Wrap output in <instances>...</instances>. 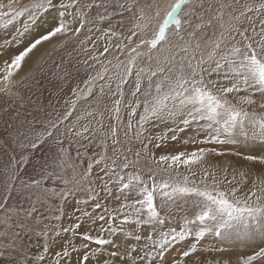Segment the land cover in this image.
<instances>
[{
  "label": "snow or ice",
  "instance_id": "6c2138e0",
  "mask_svg": "<svg viewBox=\"0 0 264 264\" xmlns=\"http://www.w3.org/2000/svg\"><path fill=\"white\" fill-rule=\"evenodd\" d=\"M34 69L0 264H264V0H0V96Z\"/></svg>",
  "mask_w": 264,
  "mask_h": 264
},
{
  "label": "rangeland",
  "instance_id": "374dc122",
  "mask_svg": "<svg viewBox=\"0 0 264 264\" xmlns=\"http://www.w3.org/2000/svg\"><path fill=\"white\" fill-rule=\"evenodd\" d=\"M51 45H45L39 52L36 53V56L33 57V60L37 56H40L44 49L51 50ZM72 45H69L68 49H64L60 52H55L53 58L59 60L61 56H64L67 51L71 50ZM33 61L30 60L29 64H32ZM51 60L48 61V64L43 65L44 67H50ZM27 70V69H26ZM36 79L40 81V84L37 85L33 82L32 87L30 89H22L23 100H9L7 97L0 96V134L4 131V121L10 120L13 113L19 110L22 114L31 111L38 107L41 103L46 107L49 104V101L55 103L57 99V95H63L59 93V82L52 78L51 71L47 72L46 76H41L39 69H34ZM22 73L21 75H23ZM42 93V94H41ZM23 103L24 107L21 108L20 105ZM9 108L8 113H4V108ZM2 163V162H0ZM243 249H240L242 251Z\"/></svg>",
  "mask_w": 264,
  "mask_h": 264
},
{
  "label": "bare ground",
  "instance_id": "6f19581e",
  "mask_svg": "<svg viewBox=\"0 0 264 264\" xmlns=\"http://www.w3.org/2000/svg\"><path fill=\"white\" fill-rule=\"evenodd\" d=\"M41 50V49H40Z\"/></svg>",
  "mask_w": 264,
  "mask_h": 264
}]
</instances>
